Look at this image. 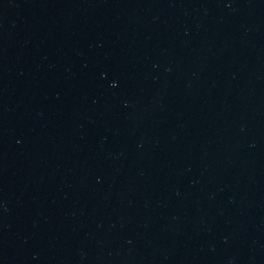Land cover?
Returning <instances> with one entry per match:
<instances>
[{
  "label": "water",
  "instance_id": "95a60500",
  "mask_svg": "<svg viewBox=\"0 0 264 264\" xmlns=\"http://www.w3.org/2000/svg\"><path fill=\"white\" fill-rule=\"evenodd\" d=\"M0 264H264V0H0Z\"/></svg>",
  "mask_w": 264,
  "mask_h": 264
}]
</instances>
